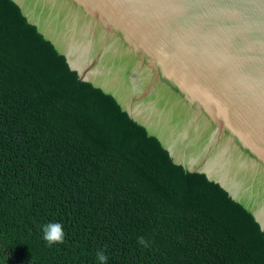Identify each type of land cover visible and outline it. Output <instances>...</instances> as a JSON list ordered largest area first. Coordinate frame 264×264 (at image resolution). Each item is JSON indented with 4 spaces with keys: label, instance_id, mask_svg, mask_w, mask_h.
<instances>
[{
    "label": "water",
    "instance_id": "1",
    "mask_svg": "<svg viewBox=\"0 0 264 264\" xmlns=\"http://www.w3.org/2000/svg\"><path fill=\"white\" fill-rule=\"evenodd\" d=\"M0 49L264 264V0H0Z\"/></svg>",
    "mask_w": 264,
    "mask_h": 264
},
{
    "label": "trees",
    "instance_id": "2",
    "mask_svg": "<svg viewBox=\"0 0 264 264\" xmlns=\"http://www.w3.org/2000/svg\"><path fill=\"white\" fill-rule=\"evenodd\" d=\"M60 222L47 246L42 225ZM143 237L145 244L138 239ZM258 264L0 49V264Z\"/></svg>",
    "mask_w": 264,
    "mask_h": 264
},
{
    "label": "clouds",
    "instance_id": "3",
    "mask_svg": "<svg viewBox=\"0 0 264 264\" xmlns=\"http://www.w3.org/2000/svg\"><path fill=\"white\" fill-rule=\"evenodd\" d=\"M42 232L43 239L49 247L63 243L65 239L64 228L60 222H48L42 225ZM138 242L142 245L145 244L143 237H140ZM96 259L100 262V264H106L107 256L103 251H97Z\"/></svg>",
    "mask_w": 264,
    "mask_h": 264
}]
</instances>
